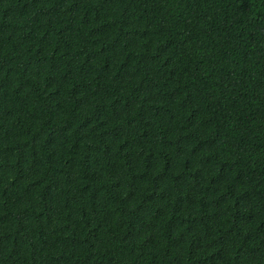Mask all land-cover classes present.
Segmentation results:
<instances>
[{"label":"trees","instance_id":"trees-1","mask_svg":"<svg viewBox=\"0 0 264 264\" xmlns=\"http://www.w3.org/2000/svg\"><path fill=\"white\" fill-rule=\"evenodd\" d=\"M0 264H264V0H0Z\"/></svg>","mask_w":264,"mask_h":264}]
</instances>
